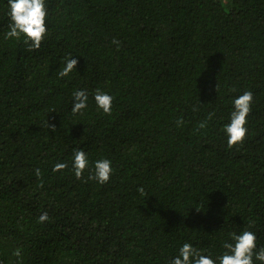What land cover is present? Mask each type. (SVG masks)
Returning <instances> with one entry per match:
<instances>
[{"label": "trees", "instance_id": "obj_1", "mask_svg": "<svg viewBox=\"0 0 264 264\" xmlns=\"http://www.w3.org/2000/svg\"><path fill=\"white\" fill-rule=\"evenodd\" d=\"M49 6L39 49L0 41V264H166L184 240L215 252L221 230L245 227L264 246V0ZM96 87L112 113L72 116L73 89ZM244 90L249 131L228 148L220 128ZM76 147L113 161L108 183L51 171Z\"/></svg>", "mask_w": 264, "mask_h": 264}, {"label": "clouds", "instance_id": "obj_2", "mask_svg": "<svg viewBox=\"0 0 264 264\" xmlns=\"http://www.w3.org/2000/svg\"><path fill=\"white\" fill-rule=\"evenodd\" d=\"M0 4H2L0 14L8 20L7 28L0 32V41L18 42L25 46L28 52L39 49L50 32L47 26L52 22L49 0H0ZM112 43L119 47L118 40L114 39ZM61 59L62 64L57 76L68 77L76 70L78 59L71 53ZM114 99L113 94L102 87L92 90L74 88L71 93L70 113L72 116L82 115L94 105L96 111L110 115ZM253 102L254 94L251 90H244L230 98L231 109L226 122L220 128L228 148L243 144L249 131L248 117ZM181 122L177 121L178 124ZM46 126L48 129L56 130L48 120ZM69 166L77 179L84 177L87 172L88 180L101 185L108 183L115 172L110 158L101 155L93 159L83 147L73 148L70 160L54 162L51 171L62 174V170L69 169ZM34 175L37 178L41 177L39 167L35 168ZM137 191L143 195L145 188L141 185ZM48 220L49 215L46 211L38 217L39 223ZM166 264H264V246L258 245L257 234L250 230V227H245L239 232L229 230L225 233L221 230L219 250L213 252L208 248L197 247L191 240H184L179 244L175 254L166 259Z\"/></svg>", "mask_w": 264, "mask_h": 264}]
</instances>
